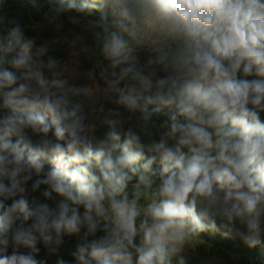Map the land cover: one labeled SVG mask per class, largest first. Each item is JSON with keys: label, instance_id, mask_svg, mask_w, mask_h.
Returning a JSON list of instances; mask_svg holds the SVG:
<instances>
[{"label": "clouds", "instance_id": "9594fccd", "mask_svg": "<svg viewBox=\"0 0 264 264\" xmlns=\"http://www.w3.org/2000/svg\"><path fill=\"white\" fill-rule=\"evenodd\" d=\"M48 3L96 60L77 82L0 7V264H190L202 233L264 242V0Z\"/></svg>", "mask_w": 264, "mask_h": 264}, {"label": "rangeland", "instance_id": "374dc122", "mask_svg": "<svg viewBox=\"0 0 264 264\" xmlns=\"http://www.w3.org/2000/svg\"><path fill=\"white\" fill-rule=\"evenodd\" d=\"M7 13L20 19L26 34L35 37L37 45L47 42L50 55L64 61L70 72L75 69L77 82L91 83L86 73L93 69L96 60L92 38L82 27L70 24L67 14L61 17L63 28L57 30L46 20L50 11L41 15L22 7V10L14 9ZM96 79L99 80L98 75ZM190 255L195 257L190 264H235L229 252L211 249L200 239H197L195 246L190 249Z\"/></svg>", "mask_w": 264, "mask_h": 264}, {"label": "trees", "instance_id": "16d2710c", "mask_svg": "<svg viewBox=\"0 0 264 264\" xmlns=\"http://www.w3.org/2000/svg\"><path fill=\"white\" fill-rule=\"evenodd\" d=\"M4 11L29 8L39 14L50 11L48 0H3ZM69 15V14H67ZM211 249L229 252L234 258L235 264H264V242L255 248H249L235 235L226 237L222 233H202L198 238Z\"/></svg>", "mask_w": 264, "mask_h": 264}]
</instances>
